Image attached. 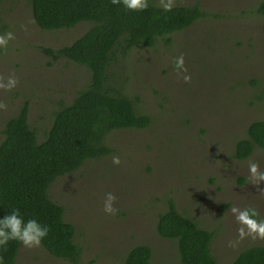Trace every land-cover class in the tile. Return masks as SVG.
<instances>
[{
	"label": "rangeland",
	"instance_id": "obj_1",
	"mask_svg": "<svg viewBox=\"0 0 264 264\" xmlns=\"http://www.w3.org/2000/svg\"><path fill=\"white\" fill-rule=\"evenodd\" d=\"M30 0H2L0 33L15 39L0 51V78L15 75L14 89H0V143L6 122L29 102V124L39 141L55 112L70 104L91 79L88 68L54 60L43 49L70 45L92 25L46 31L34 21ZM157 6L167 0H152ZM264 0H172V6L199 5L204 17L192 26L159 38L154 47L118 54L109 68V87L130 97L139 113L150 117L145 129L112 131L113 152L87 160L59 178L48 191L65 209L64 220L76 228L82 254L77 264H122L137 245L153 250V264H180L177 241L157 233L159 214L173 198L178 211L214 237L217 264H230L244 249L264 246V239L238 243L231 205H250L264 215V182H249V159L264 169V150L245 160L233 154L248 126L264 120ZM184 56L191 79L184 82L173 58ZM113 155L120 163H112ZM116 197L115 215L103 211L105 194ZM235 246H232V245ZM15 264H73L51 256L41 245L20 246Z\"/></svg>",
	"mask_w": 264,
	"mask_h": 264
},
{
	"label": "trees",
	"instance_id": "obj_2",
	"mask_svg": "<svg viewBox=\"0 0 264 264\" xmlns=\"http://www.w3.org/2000/svg\"><path fill=\"white\" fill-rule=\"evenodd\" d=\"M29 2L33 19L43 30L92 23L70 45L43 49L55 61L66 59L88 68L91 79L70 104L55 112L44 140H38L29 124L27 101L6 122L0 143V215L15 206L25 217L34 216L47 223L50 231L41 245L51 256L77 264L82 251L75 243L76 228L64 220V207L50 199V187L87 160L110 155L113 149L105 142L112 131L145 129L151 123L149 116L137 111L130 97L109 87L111 64L118 54L125 58L134 48L154 47L159 38L170 43L172 34L192 26L204 17V12L199 5H178L165 11L152 0L141 12L125 11L111 0ZM256 13L264 17V1ZM255 148L264 150V120L248 126L247 137L237 142L233 156L245 160ZM156 229L162 238L177 241L180 264H217L211 253L214 233L181 214L173 198L159 214ZM20 246L11 241L6 251H0L5 264H15ZM122 264H153V250L148 245H137L129 250ZM230 264H264V246L244 249Z\"/></svg>",
	"mask_w": 264,
	"mask_h": 264
},
{
	"label": "clouds",
	"instance_id": "obj_3",
	"mask_svg": "<svg viewBox=\"0 0 264 264\" xmlns=\"http://www.w3.org/2000/svg\"><path fill=\"white\" fill-rule=\"evenodd\" d=\"M114 5H119L125 11L141 12L149 7L150 0H111ZM172 0H167L163 4L165 11H170ZM15 39L13 31H5L0 33V51L5 50L10 41ZM173 67L177 72V76L181 77L184 82H189L191 77L187 74V69L184 66V56L178 55L173 58ZM18 78L13 74L7 78H0V89L11 90L18 84ZM4 105L0 103V108ZM112 163L118 165L120 157L113 155ZM249 173V182L254 186H259L264 182V169L261 168L258 160L249 159L247 164ZM264 190V189H262ZM116 197L113 193L105 194L103 202V211L110 215H115L118 212L114 205ZM228 211L231 213L237 228V240L250 237L252 239H264V215L250 205L240 206L233 204ZM50 226L47 223H42L36 217H25L19 207L12 206L3 215H0V251H6L9 242H18L21 246L27 249L39 248L42 241L48 236ZM232 246H235L234 244ZM0 264H5L4 257L0 255Z\"/></svg>",
	"mask_w": 264,
	"mask_h": 264
}]
</instances>
